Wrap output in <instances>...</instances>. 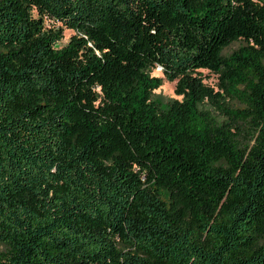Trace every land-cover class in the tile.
Segmentation results:
<instances>
[{
	"label": "trees",
	"instance_id": "16d2710c",
	"mask_svg": "<svg viewBox=\"0 0 264 264\" xmlns=\"http://www.w3.org/2000/svg\"><path fill=\"white\" fill-rule=\"evenodd\" d=\"M156 67L180 100L153 99ZM0 245L264 264V0H0Z\"/></svg>",
	"mask_w": 264,
	"mask_h": 264
},
{
	"label": "rangeland",
	"instance_id": "374dc122",
	"mask_svg": "<svg viewBox=\"0 0 264 264\" xmlns=\"http://www.w3.org/2000/svg\"><path fill=\"white\" fill-rule=\"evenodd\" d=\"M34 15H36V12H34ZM44 31H51L52 30H58L60 29L62 31V37L59 41V47H62L63 45H65L69 38L75 34L76 32L72 29H68V28H64L62 25H60L59 23H53L52 21L45 19L44 20ZM238 45H240V42H234L232 43L228 48L225 49V53H229L230 51H232L233 49H235L236 47H238ZM201 76L204 78V82L210 86H214L215 88L217 87V78L215 75H213L211 72H209L206 69H200L199 70ZM151 74L154 76H159L162 77V84L159 88L155 89L153 91V99L155 101H157L159 104H161L162 106H164L166 103L174 100V99H181V96H177L174 93V85H175V81L170 82L167 81L162 74V70L160 67H156L151 71ZM232 103V102H231ZM234 104V103H233ZM209 108V106H206ZM216 115L218 116V119L222 120L223 117L219 116L218 113H216ZM3 250V246L0 245V251Z\"/></svg>",
	"mask_w": 264,
	"mask_h": 264
}]
</instances>
